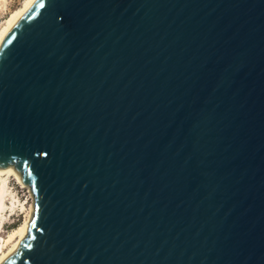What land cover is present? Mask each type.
<instances>
[{"label":"water","instance_id":"95a60500","mask_svg":"<svg viewBox=\"0 0 264 264\" xmlns=\"http://www.w3.org/2000/svg\"><path fill=\"white\" fill-rule=\"evenodd\" d=\"M0 166L35 197L5 264H264V0H38Z\"/></svg>","mask_w":264,"mask_h":264},{"label":"bare ground","instance_id":"6f19581e","mask_svg":"<svg viewBox=\"0 0 264 264\" xmlns=\"http://www.w3.org/2000/svg\"><path fill=\"white\" fill-rule=\"evenodd\" d=\"M6 1L7 0H3L4 3ZM37 1L38 0H26L21 6L10 12L6 21L0 28V49L10 33L33 8ZM11 176H14L22 187L28 186L25 177L16 167L13 170H9L4 166H0V264H5L27 238L35 211L34 204H30V207L28 208L25 206V203L19 202L20 200L10 189L9 178ZM17 202L20 203L23 211L25 209V218L22 222L9 230L5 237H2V225L5 217H7L4 211L7 212L8 209H13Z\"/></svg>","mask_w":264,"mask_h":264},{"label":"rangeland","instance_id":"374dc122","mask_svg":"<svg viewBox=\"0 0 264 264\" xmlns=\"http://www.w3.org/2000/svg\"><path fill=\"white\" fill-rule=\"evenodd\" d=\"M25 1L26 0H7L4 3L3 0H1L0 28L6 21L10 12L16 9L17 7L21 6ZM9 186L10 189L17 196V198L20 200L19 202L25 203V206H27L28 208L30 207V204H35V197L31 186L28 185L27 187H22L17 182L14 176H11L9 178ZM19 202L16 203V206L13 207V209L10 208L7 210V212L4 211L7 217H5L2 225V237H5L9 230L18 225L25 218V209L23 211Z\"/></svg>","mask_w":264,"mask_h":264}]
</instances>
